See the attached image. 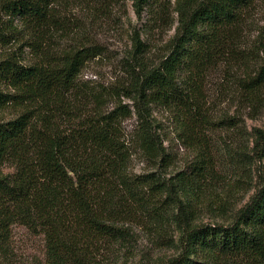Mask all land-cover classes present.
Returning <instances> with one entry per match:
<instances>
[{"label":"trees","instance_id":"obj_1","mask_svg":"<svg viewBox=\"0 0 264 264\" xmlns=\"http://www.w3.org/2000/svg\"><path fill=\"white\" fill-rule=\"evenodd\" d=\"M253 1L176 0L178 23L165 55L151 66L129 65L127 87L112 89L80 83L87 62L99 54L96 46L51 49L56 31L67 32L58 0H0V111H16L0 118V249L19 223L43 234L47 256L64 263L98 238L129 235L118 220L132 205L200 185L214 164L208 131L222 125L206 116V78L221 62L237 59ZM134 4L138 11L161 6L156 0ZM18 42L33 49V61L14 49L1 53ZM236 83L240 99L261 101L264 59ZM121 94L131 107H107L109 97ZM155 107L169 113L173 136L196 152L191 170L168 179L160 166L170 162V138L154 123ZM132 114L138 126L129 133L124 119ZM254 134L253 154L263 166L250 199L228 222L194 223L185 215L177 252L163 264H264V128ZM135 150L157 169L133 172ZM4 163L14 167L12 174L2 171Z\"/></svg>","mask_w":264,"mask_h":264},{"label":"rangeland","instance_id":"obj_2","mask_svg":"<svg viewBox=\"0 0 264 264\" xmlns=\"http://www.w3.org/2000/svg\"><path fill=\"white\" fill-rule=\"evenodd\" d=\"M159 1L160 8L150 6L138 11L134 0H58L59 18H64L67 32L56 31L49 40L51 49L56 52L76 45L96 46L99 54L87 62L80 83L93 88L127 87L129 65L156 64L165 55L175 33L176 0H156L158 4ZM19 43L2 47L1 53L14 49L21 57H32L33 61V49L24 43L19 48ZM236 51L238 56L232 64L221 62L206 78V116L210 121L221 120L222 125L208 131L214 164L200 185L187 192L163 191L155 204L132 205L131 212L118 220L121 226L129 228V235L120 240L98 238L64 263L47 256L43 234L15 223L11 239L0 249V264H163L177 252L181 232L178 224L185 215L194 223L230 221L260 182L258 171L262 163L255 159L253 145L254 130L264 128V96L258 103L245 102L239 98L236 81L264 59V0H254L246 9ZM119 102L132 105L130 98L121 94L109 97L107 107ZM15 114L9 108L0 111V118L8 119ZM152 115L156 127L170 138L165 140L170 162L160 166L161 173L168 179L177 171L191 170L196 152L173 136L169 113L155 107ZM137 126L136 114L124 119L129 133ZM130 167L135 173L157 169L137 150ZM1 169L4 173L14 171L9 163H4Z\"/></svg>","mask_w":264,"mask_h":264}]
</instances>
